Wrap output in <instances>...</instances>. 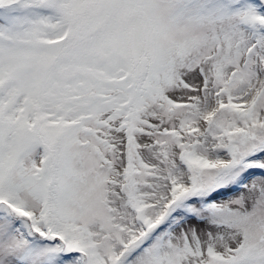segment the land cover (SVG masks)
Wrapping results in <instances>:
<instances>
[{
    "label": "snow or ice",
    "instance_id": "obj_1",
    "mask_svg": "<svg viewBox=\"0 0 264 264\" xmlns=\"http://www.w3.org/2000/svg\"><path fill=\"white\" fill-rule=\"evenodd\" d=\"M0 264H264V0H0Z\"/></svg>",
    "mask_w": 264,
    "mask_h": 264
}]
</instances>
